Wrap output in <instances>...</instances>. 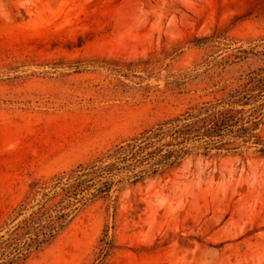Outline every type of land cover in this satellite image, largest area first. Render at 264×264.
<instances>
[{
  "label": "rangeland",
  "instance_id": "1",
  "mask_svg": "<svg viewBox=\"0 0 264 264\" xmlns=\"http://www.w3.org/2000/svg\"><path fill=\"white\" fill-rule=\"evenodd\" d=\"M261 36L264 0H0V224L54 175L222 97ZM230 141L85 206L16 264H264V152Z\"/></svg>",
  "mask_w": 264,
  "mask_h": 264
},
{
  "label": "trees",
  "instance_id": "2",
  "mask_svg": "<svg viewBox=\"0 0 264 264\" xmlns=\"http://www.w3.org/2000/svg\"><path fill=\"white\" fill-rule=\"evenodd\" d=\"M242 53L259 55L222 97L189 106L178 115L116 143L94 160L54 175L22 198L0 224V264H16L52 242L85 206L109 199L122 185L178 165L192 149L230 148L231 139L264 143L257 133L264 115V36ZM244 56V55H243ZM39 195L37 198L36 196ZM110 243L104 248L109 251Z\"/></svg>",
  "mask_w": 264,
  "mask_h": 264
}]
</instances>
